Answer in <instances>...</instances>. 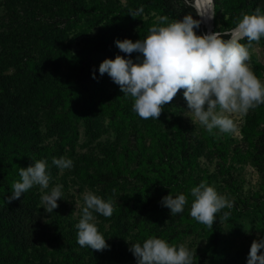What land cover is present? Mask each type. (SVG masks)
Returning <instances> with one entry per match:
<instances>
[{
    "label": "rangeland",
    "instance_id": "1",
    "mask_svg": "<svg viewBox=\"0 0 264 264\" xmlns=\"http://www.w3.org/2000/svg\"><path fill=\"white\" fill-rule=\"evenodd\" d=\"M141 1L103 0V3L112 7V11H118L119 7L138 10L143 6L142 16L133 18L128 14L120 22H115L114 34L119 40H141L149 34L150 27L159 23V12L153 6L141 4ZM3 2L12 6L16 2L0 0V67L9 73L15 69V60L4 53V49L13 42L4 40L6 33L11 35V27L7 26L10 12ZM172 3L177 8L182 6L180 3ZM257 7L264 11V0H222L214 30L227 31L234 27L241 12L251 14ZM85 23V18L61 23L63 29L69 30V38L77 33L70 51L71 57L82 51L89 44V39L100 31L101 25L80 33L87 29ZM22 29L23 26L19 27V30ZM201 32L204 34L202 25ZM1 33H4L2 37ZM112 53L134 61L139 55L134 52L129 57L117 46ZM45 57L39 55L36 58H42L41 62L45 66L50 61ZM250 57L247 62L250 69L264 83L263 38L258 43L253 42ZM93 67L96 79H93V72H89L86 85L97 88L99 79L103 80L107 99H113L111 95L114 93V86H119L107 73L100 75L99 65ZM43 72L44 69L39 73V81L27 80L28 77L25 79L30 97L21 101V115H25L26 121L35 129L31 133L33 142L22 158L13 157V161H10L12 167L5 176L6 181L0 184V211L11 218L4 230L14 232L9 240L2 239L0 264H67L63 260L65 251L72 255L77 264H108L116 243H124L126 249L121 260L114 264H137L129 251L130 243L142 244L152 235L166 240L170 245L184 244L193 253V264H247L253 240L264 238V105L250 109L247 115L232 114L230 118L237 124L238 134L220 133L218 129H214V140L198 121L194 124L191 117L187 116L189 114L185 113L188 108L183 95L184 89L164 106L159 120L152 118L151 121L144 122L146 120L139 116L132 118L129 115L130 119L115 124L104 107L93 105L88 116L86 109L81 110L82 103H76L71 115L72 122L64 129L62 125H67L68 120L61 115H64V110L69 105L71 89L66 87L60 94L51 92V82L47 84V81L41 80ZM87 72L88 68L86 74ZM48 73L49 71L46 72L47 75ZM70 74L67 62L54 61L50 75L53 82L58 77H69ZM121 95L125 100V108L133 111L132 98L123 93ZM253 112L257 113L259 122L254 131L247 132V117ZM148 122L150 128L154 127L150 132L146 130ZM157 132L166 135L160 134L157 137ZM17 149L21 151L23 145H19ZM111 150L124 156L122 166L127 165L124 175L111 177L106 181L86 176V170L91 175L108 176L107 173L111 171L108 167ZM133 153L140 157H163L164 164L171 171L168 177L158 178L157 185L142 186L144 197H147L145 203L143 200H136L135 193L141 182L130 173L137 162L125 157ZM51 156L71 159L73 167L61 171L48 160ZM39 159L46 161V171L51 174L49 189L43 191H50L56 185L62 186V198L57 201L59 207L52 213H47L43 208L42 190L36 185L19 200L7 203L8 196L12 194V183L20 179L19 168L28 167ZM155 174L152 169V175ZM205 180L210 186H214L218 194L233 203L231 209L221 210L230 212V216L223 220L218 246L220 255L215 260L212 250L207 248V227L190 216L194 199L191 189ZM85 189L105 200L111 197L115 201L112 217L106 218L94 213L98 231L110 245L104 251L86 252L87 246L80 247L77 243L75 225L79 222L84 206L82 193ZM113 189L116 190L114 195ZM180 193L187 198L184 211L171 216L170 209L161 206L160 201L164 196L172 194L175 197ZM76 204L79 206L76 207ZM140 213L146 214V219L139 216ZM16 221H19V226L15 229ZM83 250L85 253H82ZM260 252L264 254V249Z\"/></svg>",
    "mask_w": 264,
    "mask_h": 264
},
{
    "label": "clouds",
    "instance_id": "2",
    "mask_svg": "<svg viewBox=\"0 0 264 264\" xmlns=\"http://www.w3.org/2000/svg\"><path fill=\"white\" fill-rule=\"evenodd\" d=\"M186 3L195 8L197 16L207 20L215 16L214 9H202L199 0H186ZM143 11L141 6L138 10H130L129 14L137 18ZM158 20L159 23L150 27L149 34L141 40L115 41L118 49L129 57L134 52L138 53L136 61L120 55L115 59H105L99 65L100 75L107 73L123 95L132 98V110L144 120H159L164 106L184 89L188 108L185 113L194 124L198 121L210 135H216L214 129L220 133L238 134V126L231 115H247L250 109L264 105V83L247 63L251 59L253 42L258 43L264 37V11L257 7L251 14L241 12L234 22L235 27L203 35L196 32L202 21L194 19L192 13L184 15L183 19L169 21L167 16H163ZM245 40L247 43H242ZM93 79H96L95 70ZM52 163L61 171L73 167V161L65 157H53ZM46 168V161L42 159L35 160L28 167H20V179L12 183V194L8 196L7 203L19 200L36 185L42 190L41 204L46 212L52 213L57 209V201L62 198V186L43 191L49 189L51 179ZM115 191L112 190L113 195ZM191 196L194 199L190 216L209 229L222 209L233 207V203L218 194L206 180L191 189ZM82 199L84 206L75 225L77 243L80 247L87 246L96 251L109 249L110 245L98 231L94 213L112 217L115 201L111 197L105 200L87 189L82 193ZM160 203L170 209L171 216H175L183 213L187 198L183 193L175 197L169 194ZM229 216L230 212H223L221 221ZM261 249H264V238L253 240L247 264H264ZM129 251L137 264H193V253L184 244L170 245L155 235L142 244L130 243Z\"/></svg>",
    "mask_w": 264,
    "mask_h": 264
},
{
    "label": "trees",
    "instance_id": "3",
    "mask_svg": "<svg viewBox=\"0 0 264 264\" xmlns=\"http://www.w3.org/2000/svg\"><path fill=\"white\" fill-rule=\"evenodd\" d=\"M12 1V0H11ZM15 6L9 5L6 2L3 4L8 8L10 19L7 26L11 27L10 34L6 33L5 42L12 41L4 53L15 60V69L13 72L6 73L0 67V184L5 182V176L8 169L11 168L10 161L13 157L19 159L23 157L33 142V132L30 122L26 121L25 115H21V101L28 100L30 94L26 85L25 79L39 81V73L44 69L41 80L47 81L50 84V90L53 93L60 94L66 87L71 89V97L68 99L69 105L64 110L63 119H67V125H62L65 129L70 125L71 115L76 107V103H82L81 110H87L86 115H90L93 105L104 107L114 121L115 124L124 122L130 117L136 118L138 116L134 111H129L125 108V100L122 98V92L119 87L114 86V93L111 95L113 99L108 100L106 96V87L103 80L99 79L97 88H91L86 85L89 72H93L94 67L100 65L105 59H115L117 54L112 53L115 49V41L119 39L114 34L116 28L115 22H120L122 18L130 13L129 7H119L118 11H112V7L103 3V0H14ZM172 2L180 3L182 6L177 8ZM141 4L147 7L153 6L161 17L167 16L169 21L174 19H181L184 13H192L194 19L201 20L200 16L195 13V8L190 7L186 0H142ZM222 6V0H215V22L216 25L218 15ZM256 9V8H254ZM148 10V9H146ZM255 11V10H254ZM130 15V14H129ZM86 19V28L82 32L89 31L95 26L100 27V31L88 41V45L71 57L70 51L75 39V34L69 38V30L63 29L61 23L64 21H75ZM51 21H50V20ZM204 29V34L207 33V26L201 22ZM201 25L196 32L198 35H203L201 32ZM19 30V27H22ZM235 27V23L233 24ZM18 27V28H17ZM8 28V27H7ZM215 31V30H214ZM223 32V31H222ZM4 33H1V37ZM8 38L10 40H8ZM228 39V37H224ZM264 39V37H262ZM247 43V41H242ZM10 54V55H9ZM46 56L49 63L45 66L42 64V58L37 59V56ZM54 61H65L70 65L71 74L69 77H58L53 80L50 75L54 68ZM86 68L88 72L86 74ZM49 71L48 75L46 72ZM86 74V75H85ZM256 76V75H255ZM104 79V78H103ZM60 82V83H58ZM33 85V83H32ZM261 106V105H260ZM130 119V118H129ZM152 118L144 122L151 121ZM259 122V117L256 112H253L247 117V132L255 130V126ZM150 122L146 125V130L151 131ZM117 127V126H116ZM36 129V133H37ZM165 133H158L157 137ZM140 136V134H138ZM214 140V135H211ZM210 136V137H211ZM153 140V139H152ZM154 140L157 138L154 136ZM138 142V139L136 140ZM137 144V143H136ZM19 145H23L20 151ZM183 148V147H182ZM221 149V148H220ZM223 152L226 150L221 149ZM22 152V153H21ZM52 152V151H51ZM22 154V155H21ZM61 157V156H58ZM124 157V156H123ZM123 157L121 153L115 154L112 150L109 152L110 173L108 176L98 174L91 175L86 170L85 175L91 176L100 180H109L111 177L123 176L124 169L127 165H123ZM129 161H136V167L130 170L133 177H136L141 183L137 187L136 200H143L145 203L147 197H144V190L142 186L157 185V179L161 176L168 177L171 173L169 167L164 164V158L156 159L152 156L144 155L140 157L136 153L125 155ZM52 156L48 160L52 161ZM157 160V161H155ZM154 169L155 175H152ZM105 177V179H104ZM198 185V183H196ZM221 211L216 215V220L211 229L207 228L206 234L208 237L207 248L211 249L214 260L219 256L218 246L222 234ZM143 219H146V214L140 213ZM8 215L0 211V252L2 239L6 240L14 235L13 231L4 230L6 224L10 222ZM142 220V218L140 219ZM16 221L15 229L18 227ZM122 242V240L120 241ZM124 243H116L114 245L113 255L109 258L108 264H114L121 260L124 255L126 246ZM124 246V249L122 248ZM86 252H94L89 247H86ZM82 253H85L83 250ZM72 255L65 251L63 253V260L67 264H77L73 261Z\"/></svg>",
    "mask_w": 264,
    "mask_h": 264
},
{
    "label": "bare ground",
    "instance_id": "4",
    "mask_svg": "<svg viewBox=\"0 0 264 264\" xmlns=\"http://www.w3.org/2000/svg\"><path fill=\"white\" fill-rule=\"evenodd\" d=\"M199 3L201 5L202 9H205V10L213 9L212 0H199ZM201 21L207 26V28H208L207 33L215 32L214 31L215 16L211 20H207V19L201 17Z\"/></svg>",
    "mask_w": 264,
    "mask_h": 264
},
{
    "label": "water",
    "instance_id": "5",
    "mask_svg": "<svg viewBox=\"0 0 264 264\" xmlns=\"http://www.w3.org/2000/svg\"><path fill=\"white\" fill-rule=\"evenodd\" d=\"M213 9L215 11V0H212Z\"/></svg>",
    "mask_w": 264,
    "mask_h": 264
}]
</instances>
